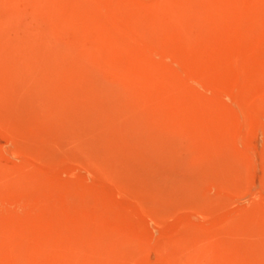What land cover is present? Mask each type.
I'll use <instances>...</instances> for the list:
<instances>
[{
	"label": "rangeland",
	"instance_id": "1",
	"mask_svg": "<svg viewBox=\"0 0 264 264\" xmlns=\"http://www.w3.org/2000/svg\"><path fill=\"white\" fill-rule=\"evenodd\" d=\"M0 264H264V0H0Z\"/></svg>",
	"mask_w": 264,
	"mask_h": 264
}]
</instances>
